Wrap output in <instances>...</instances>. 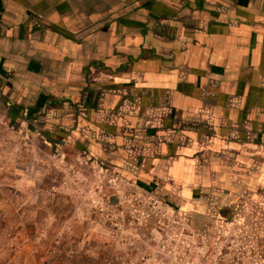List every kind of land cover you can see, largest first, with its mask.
Wrapping results in <instances>:
<instances>
[{
  "label": "crops",
  "instance_id": "crops-1",
  "mask_svg": "<svg viewBox=\"0 0 264 264\" xmlns=\"http://www.w3.org/2000/svg\"><path fill=\"white\" fill-rule=\"evenodd\" d=\"M0 75L44 86L60 145L188 209L264 196V0H0Z\"/></svg>",
  "mask_w": 264,
  "mask_h": 264
},
{
  "label": "rangeland",
  "instance_id": "rangeland-1",
  "mask_svg": "<svg viewBox=\"0 0 264 264\" xmlns=\"http://www.w3.org/2000/svg\"><path fill=\"white\" fill-rule=\"evenodd\" d=\"M11 79L0 75V264H264V196L188 209L60 145L44 86Z\"/></svg>",
  "mask_w": 264,
  "mask_h": 264
}]
</instances>
